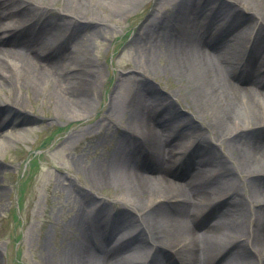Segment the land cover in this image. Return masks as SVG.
<instances>
[{"label": "bare ground", "instance_id": "bare-ground-1", "mask_svg": "<svg viewBox=\"0 0 264 264\" xmlns=\"http://www.w3.org/2000/svg\"><path fill=\"white\" fill-rule=\"evenodd\" d=\"M197 1L212 5L207 15L196 12V1L178 0L173 16L178 32L167 31L162 17L160 24L153 19L143 23L140 38L149 50L165 45L169 55L164 66L189 88L204 133L225 147L227 157L221 160L202 142L209 140L206 135L197 138V124H185L189 138L175 131L176 117L164 115L173 112V101L166 97L162 103L154 96L151 102L138 92H150L149 86L138 85L122 101L128 125L122 143L89 172L95 186L121 190L125 199L119 198L128 208L111 215L104 204L84 195L88 209L73 217L76 241L51 264H169L174 253L184 264H264V73L257 65L264 62V0H239L253 11L255 22L248 27L238 23L242 11L223 8L227 3ZM141 2L0 0V97L6 103L15 99L19 109L5 108L0 124L10 127L0 134V155L32 132L30 122L18 121L22 96L51 101L56 117L86 115L91 62L77 58L81 49L73 44L77 38L88 42ZM89 6L91 12L96 6L107 13L98 17ZM34 7L39 8L32 12ZM14 22L20 24L17 31L10 27ZM65 31L68 35L62 36ZM30 33L35 41L28 39ZM185 158L188 167L178 174L173 165ZM185 176L184 183L172 180ZM234 176L246 198L235 188ZM2 193L0 189V197ZM214 214L218 222L211 225ZM109 224L112 229L104 237ZM84 226L96 248L89 245ZM122 228L126 233L120 236ZM107 240H114L110 249L102 245Z\"/></svg>", "mask_w": 264, "mask_h": 264}, {"label": "rangeland", "instance_id": "rangeland-1", "mask_svg": "<svg viewBox=\"0 0 264 264\" xmlns=\"http://www.w3.org/2000/svg\"><path fill=\"white\" fill-rule=\"evenodd\" d=\"M220 1L228 4L223 8L242 11L243 18L238 21L240 25L248 27L255 22L253 11L246 9L239 0H214V5H218ZM177 2L178 0H144L120 18L112 20L103 31L89 36L88 42L77 38L73 46L84 50H80L77 58L83 56L91 62V74L88 77L90 85L84 92L90 103L86 115L72 119L62 113L60 117H56L51 101L41 97L31 98L30 95L22 96L23 112L18 121L30 122L32 132L28 139L14 141L0 155V189L3 191L0 197V264H51L52 261L64 258L78 234L73 217L77 213L84 215L88 209V203L84 205L82 201L84 195H89L95 204H104L106 212L111 215L119 209L128 208L119 198L120 194L122 197L124 195L121 190L95 186L89 172L117 144L122 143L125 136L122 130L128 127L122 101L132 96L135 88L140 87L138 85L145 88L149 86L150 92H138L151 102H154V96L160 97L162 103L166 102V97L173 101V112L165 111L164 115L176 117L174 130L189 138L191 134L185 124L188 121L197 124V138L201 139V136L206 135L209 140L201 141L210 145L213 153L221 160H225L224 155H228L225 147L216 145L210 134L203 131L202 115L194 111L193 94L164 66L169 55L165 45L159 43L149 50L143 44L144 37L140 38L143 23L153 19L155 24H160L162 17V26H167V31L178 32V28L174 26L177 21L173 17ZM194 2L196 12L200 11L201 15L212 9L209 8L212 5L201 6L199 1ZM53 7L56 9L58 5ZM37 8L39 7H34L32 12ZM90 8L91 6L89 10ZM219 9L221 8L216 6V10ZM106 11L93 6L90 13L103 18ZM44 14L48 16V13ZM11 24V29L17 31L20 24ZM161 31L158 30L157 34ZM30 34L28 39L35 41L36 35ZM63 35H68V32H62ZM251 35L250 38L254 36ZM257 65L261 69L264 62L262 64L258 61ZM81 68L83 72L86 71V67ZM3 94L5 98L9 96L6 91ZM7 99L9 103L3 102V97H0V122L6 109L19 111L18 106L13 105L15 99ZM155 119H159L156 124L159 126L160 117ZM9 127L0 124V134ZM181 162L178 163L181 168L174 164L173 169L178 174L184 172L186 164H189L186 158ZM172 180L178 183L187 181L186 176L185 179L176 177ZM233 182L240 195L246 198L247 192L236 176ZM245 218L242 217L243 220ZM217 220L218 214H214L209 221L214 225ZM111 229L109 224L108 230H104L102 235L106 236ZM84 232L89 245L96 248V240L94 239V243L93 236L87 233L85 226ZM119 233L120 236L125 234V228L120 229ZM114 244V240L102 243L106 249L112 248ZM172 259L171 256L168 261Z\"/></svg>", "mask_w": 264, "mask_h": 264}]
</instances>
